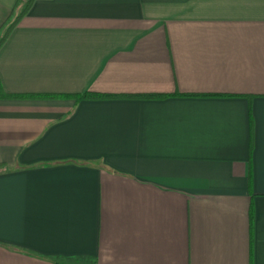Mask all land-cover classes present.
<instances>
[{
  "label": "crops",
  "instance_id": "1",
  "mask_svg": "<svg viewBox=\"0 0 264 264\" xmlns=\"http://www.w3.org/2000/svg\"><path fill=\"white\" fill-rule=\"evenodd\" d=\"M0 84V264H264V0H30Z\"/></svg>",
  "mask_w": 264,
  "mask_h": 264
},
{
  "label": "trees",
  "instance_id": "2",
  "mask_svg": "<svg viewBox=\"0 0 264 264\" xmlns=\"http://www.w3.org/2000/svg\"><path fill=\"white\" fill-rule=\"evenodd\" d=\"M17 7H19V10L16 14H13L9 16L7 21L2 25V28L0 29L1 36H0V46L3 44V42L7 39L10 31L15 26L17 21L28 11L30 6V0H17L16 3ZM16 98V97H37V96H29V95H8L3 92L0 84V98ZM45 97V96H40ZM76 99H98V98H104V97H132V98H144V99H150V98H156V97H162L158 95H137V96H113V95H103L99 93H93V92H87L82 95H75Z\"/></svg>",
  "mask_w": 264,
  "mask_h": 264
}]
</instances>
